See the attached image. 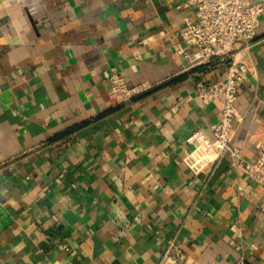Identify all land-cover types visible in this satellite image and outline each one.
I'll list each match as a JSON object with an SVG mask.
<instances>
[{
    "label": "crops",
    "instance_id": "1",
    "mask_svg": "<svg viewBox=\"0 0 264 264\" xmlns=\"http://www.w3.org/2000/svg\"><path fill=\"white\" fill-rule=\"evenodd\" d=\"M181 1L0 0V264H158L172 238L184 264H264V185L187 142L213 136L195 83L226 66L186 69ZM248 59L233 143L254 159L264 15ZM112 66L152 88L112 104Z\"/></svg>",
    "mask_w": 264,
    "mask_h": 264
},
{
    "label": "built area",
    "instance_id": "2",
    "mask_svg": "<svg viewBox=\"0 0 264 264\" xmlns=\"http://www.w3.org/2000/svg\"><path fill=\"white\" fill-rule=\"evenodd\" d=\"M178 7L192 9L196 14L195 20L187 18L182 32L185 45L177 49L187 61L186 69L208 66L215 61L226 66L221 78H199L195 83L196 94L204 103L222 102V114L212 124L213 136L196 129L187 142L194 144L200 157H208L212 164L229 154L237 171L264 185V145L258 146L254 159H248L233 143L235 121L241 120L236 101L241 86L249 78L248 55L264 15V0H182ZM240 42L242 46L238 50L236 45ZM109 82V101L114 105L128 103L152 88L149 83L129 85L117 66L110 68ZM186 260V254L172 238L166 242L158 264H184ZM234 264L245 262L239 258Z\"/></svg>",
    "mask_w": 264,
    "mask_h": 264
}]
</instances>
